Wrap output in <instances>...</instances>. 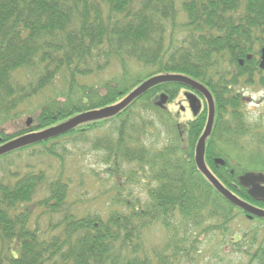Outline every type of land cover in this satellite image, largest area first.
<instances>
[{"label":"trees","instance_id":"16d2710c","mask_svg":"<svg viewBox=\"0 0 264 264\" xmlns=\"http://www.w3.org/2000/svg\"><path fill=\"white\" fill-rule=\"evenodd\" d=\"M261 46L264 0H0V145L113 104L152 75L182 74L213 98L206 166L235 195L264 209V200L239 181L264 171V134L248 120L238 88L264 87ZM188 89L157 83L113 116L1 154L0 264H189L196 240L186 235V224L217 220L212 228L223 234L234 210L246 215L195 164L205 101L181 123L155 104L161 93L170 103ZM157 125L166 142L153 148L144 138ZM68 141L89 142L116 168L137 163L149 180L147 199L114 197L104 210L73 206L62 179ZM50 159L60 163L58 177L43 169H51ZM251 220H257L249 240L254 248L232 243L245 264H264V217ZM155 225L167 240L149 252L143 234Z\"/></svg>","mask_w":264,"mask_h":264},{"label":"rangeland","instance_id":"374dc122","mask_svg":"<svg viewBox=\"0 0 264 264\" xmlns=\"http://www.w3.org/2000/svg\"><path fill=\"white\" fill-rule=\"evenodd\" d=\"M104 76L105 72H101L100 77ZM238 88L244 98V109L248 120L256 124L259 133L264 134V87L255 82L252 85H246L243 88L239 86ZM183 93L166 105L167 110L180 123L190 119L193 115L192 109L183 100ZM136 111L138 110L136 109ZM97 134L100 132L98 131ZM166 136V133L157 125L147 131L144 141L153 148L161 147L166 142ZM65 145L67 157L64 160V166L67 171L62 174V179L70 186L67 200L69 203H74L73 206L84 210H104L114 197L120 202L133 197L140 201L147 199L146 188L149 180L146 170L141 169L137 163L121 162L116 168L111 163L103 162L104 153L92 149L89 142L73 143L68 141ZM48 163L51 165V169L46 165L43 168L42 163L39 168L45 169L48 177H58L60 163L55 159H50ZM234 213L236 217L229 223L223 234L212 228L213 223H219L217 220L212 221L213 223H202L197 227L191 224L185 225L188 238L196 240L192 249L196 251L191 253L193 258L189 264L246 263L245 255L232 242L240 243L242 249H250L249 240L253 233L251 231L257 225V220H251L246 215L239 214L237 210H234ZM39 225H46L45 216L39 219ZM182 233L181 226L178 229V235H182ZM261 234L262 229L258 228V239ZM166 240L167 233L160 225L151 226L143 234V248L149 252L153 248L160 249ZM253 248L254 245L250 250Z\"/></svg>","mask_w":264,"mask_h":264},{"label":"water","instance_id":"95a60500","mask_svg":"<svg viewBox=\"0 0 264 264\" xmlns=\"http://www.w3.org/2000/svg\"><path fill=\"white\" fill-rule=\"evenodd\" d=\"M246 58L250 59V55H247ZM240 63H242L241 60ZM259 67L261 69H264V46L260 48ZM167 81L184 83L190 86L192 89H195L198 92H200L206 100L207 120L204 129L195 144V149H194V161L198 170L212 183V185L220 194H222L232 204L244 210L246 212L247 217L249 218H252L253 216L264 217V209L256 207L242 200L235 194H233L230 190L225 188L206 167L204 163V148H205V139L210 134L214 119L213 99L209 91L202 84L182 74H157L151 76L146 80H144L143 82H141L140 84H138L125 97H123L119 102L115 104L76 114L68 118L67 120L62 121L52 127L37 132L28 133L18 138H15L11 141H8L4 144H1L0 155L8 151H11L13 149L25 146L27 144L65 133L75 128L77 125L81 123L90 120H96L100 118H107L109 116H113L119 111H121L124 107H126L133 99L144 93L151 86L160 82H167ZM166 101H167V96L166 94L162 93L159 95L158 100L155 102V104L159 107H164ZM190 105L193 111L196 112L197 108H195V98L190 99ZM29 121H31V119ZM215 162L218 164L224 163V161L221 158H215ZM260 180L264 182V176L262 177V179H260L259 176L254 173H245L239 176L240 183L243 186L248 187V194L251 197L264 200V185L259 184Z\"/></svg>","mask_w":264,"mask_h":264},{"label":"flooded vegetation","instance_id":"af4514ba","mask_svg":"<svg viewBox=\"0 0 264 264\" xmlns=\"http://www.w3.org/2000/svg\"><path fill=\"white\" fill-rule=\"evenodd\" d=\"M190 93H194L196 96H199L198 93H195V91H190ZM189 96L186 95V93L184 94V99L186 102L188 101ZM195 112V111H193ZM259 176L260 179H262V177L264 176V171H260L258 174H256ZM260 185H264V182H262L261 180L259 181Z\"/></svg>","mask_w":264,"mask_h":264}]
</instances>
